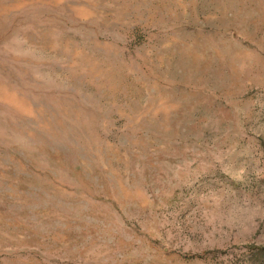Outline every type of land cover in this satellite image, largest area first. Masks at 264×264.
<instances>
[{
    "label": "rangeland",
    "instance_id": "374dc122",
    "mask_svg": "<svg viewBox=\"0 0 264 264\" xmlns=\"http://www.w3.org/2000/svg\"><path fill=\"white\" fill-rule=\"evenodd\" d=\"M0 264H264V0H0Z\"/></svg>",
    "mask_w": 264,
    "mask_h": 264
}]
</instances>
